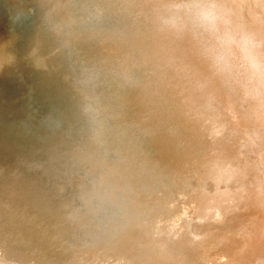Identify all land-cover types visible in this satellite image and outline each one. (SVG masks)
<instances>
[{
    "label": "bare ground",
    "instance_id": "1",
    "mask_svg": "<svg viewBox=\"0 0 264 264\" xmlns=\"http://www.w3.org/2000/svg\"><path fill=\"white\" fill-rule=\"evenodd\" d=\"M178 2L0 0V264H264L250 79L209 69ZM226 3L264 35V0Z\"/></svg>",
    "mask_w": 264,
    "mask_h": 264
},
{
    "label": "clouds",
    "instance_id": "2",
    "mask_svg": "<svg viewBox=\"0 0 264 264\" xmlns=\"http://www.w3.org/2000/svg\"><path fill=\"white\" fill-rule=\"evenodd\" d=\"M166 23L199 38L200 54L214 73L264 78V35L240 23L226 0H179L170 7ZM92 103L86 98L85 112Z\"/></svg>",
    "mask_w": 264,
    "mask_h": 264
},
{
    "label": "rangeland",
    "instance_id": "3",
    "mask_svg": "<svg viewBox=\"0 0 264 264\" xmlns=\"http://www.w3.org/2000/svg\"><path fill=\"white\" fill-rule=\"evenodd\" d=\"M246 76H247V79L249 78L250 80L242 83V92H240L241 96L239 99V103L243 107L246 104L245 98L254 97L255 100L253 99V101L251 102V107L253 108V111H254L252 113L253 122L243 123L242 120H240L239 114L237 115L233 114L235 113V111L238 110V108L236 107L237 105H234L232 110L230 109V115H233L236 121L235 123L233 122L234 128L237 131L240 130L241 133L244 132V135H246V138L243 140H240L239 143L243 141V142H248L249 144L251 143L254 144L256 143V141H258L257 137L260 136L261 131L264 130V123H263L264 122V85L262 84V81H259L258 77L251 76L247 73H246ZM254 79H255V83H254ZM257 81H259L258 84H260V87L257 85ZM223 123L224 122L222 121V124ZM228 127L229 126L227 125L226 129H228ZM259 154L263 156L262 153H259ZM247 157H248V160H246L245 161L246 163L239 168V172L242 173L245 170L247 171L249 170L250 174L252 175L250 177L252 178V181L254 183L253 185H256L258 187L257 194L260 195L259 196L261 199L260 202L262 201V204H264V186L262 183H256V181H258L257 178H259L258 176H261L264 174V169L263 170L260 169L262 165L257 163V160H258L257 156H256L257 159L255 158L254 154H249ZM256 190L257 189H255V191ZM252 191L253 190L251 191L249 190L248 192H252ZM246 194H247L246 190L237 191L236 193L234 192L235 197L233 198L231 197L227 205L229 207L231 205V208H233V210L238 211L239 210L238 208H243L242 206L246 204L245 199H244ZM220 208H221V205L219 207H216V209L214 210L215 211L214 213H216V210L220 212Z\"/></svg>",
    "mask_w": 264,
    "mask_h": 264
}]
</instances>
